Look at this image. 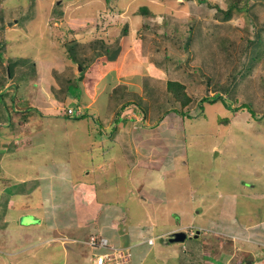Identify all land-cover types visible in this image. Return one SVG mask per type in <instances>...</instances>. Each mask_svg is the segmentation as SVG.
<instances>
[{
  "label": "crops",
  "instance_id": "0c3cea01",
  "mask_svg": "<svg viewBox=\"0 0 264 264\" xmlns=\"http://www.w3.org/2000/svg\"><path fill=\"white\" fill-rule=\"evenodd\" d=\"M146 1L148 0L142 2ZM195 6L194 3L190 12ZM181 9L183 8L169 10V13H180ZM139 10L134 13L135 15H130L132 21L128 23L129 35L119 41L121 49L113 59L101 56L81 75L76 69L77 64L72 63L70 59H63L60 63H56L53 58L35 60L33 64L36 72L34 76L27 77L26 94L22 96L16 93L21 78L18 79L15 90L10 91L8 88L10 92L5 94L6 104H0V264H96L97 255L107 252V249L92 250L87 244L90 235L106 238L109 244L116 248L115 257L119 258L120 264H233L234 262L238 264L242 253L251 256L253 264H264V210L257 213V215L262 214L260 218L249 222L243 221L242 229H239L240 223L234 218L228 222L230 225L228 227L234 229H227L223 224L237 202L243 204L244 201L239 199H246L248 202L244 205H247L254 200V195L264 196L262 175L248 176L254 178L253 181L247 180L250 188L237 187L239 185L237 180L236 185H232L225 192L221 189L219 196L222 198V207L212 223L205 221L203 224L194 222L180 225L178 219L176 227L161 232L154 227L152 229L153 224L144 226V221L130 223L126 204L113 200L117 193L120 195L122 192L133 190L132 195L134 197L137 195L136 204L145 208L147 203L158 202L159 198L157 191L152 189L144 188L140 192L143 184H137L136 187V182H131L133 180L128 176H125L127 187L123 191L119 189V183L114 185V182L109 180L110 171V175L125 174L117 162L108 166L107 162L113 157L106 156L110 145L120 146L121 151H126V145L123 143L126 138L120 135L126 117L132 114L124 115L122 121L117 122L116 110L119 111L125 101L134 103V97L144 99L149 93L145 89V81L149 79L164 101L167 100L166 84L171 80H181L186 85V91L190 90L188 80H184L183 76L178 79L176 71L170 70L167 63L161 61V51L154 48V38L157 41L159 39L158 35L157 37L155 35L162 33L161 27L164 23H150L147 19L150 14L148 9L143 12ZM191 15L197 16L194 12H191ZM181 18H184L185 22L186 16ZM145 20L154 24L153 27L138 31L140 26H144ZM203 24L201 20L196 25ZM97 27L95 32H98ZM109 28L108 24H103L102 33L96 36L100 37L103 34L102 41L108 46L112 44L122 27L114 37H111L113 39L105 33ZM132 32L138 37L132 36ZM143 32L147 34L149 40L147 43L141 41ZM73 39L81 42L79 37ZM208 53L205 55L207 56ZM146 54H152L150 60L154 68L149 69L150 72H155L154 74L157 75L163 70L164 74H161L160 78L150 73L144 74L145 71H142V64L147 63L148 60L145 59ZM95 65L104 67L95 68L97 76L90 79L88 71ZM73 71L77 73H72ZM16 75L17 73L12 79L7 77L5 85H12L18 78ZM84 77H87L86 85H84ZM63 81L70 82L66 85L63 105L78 102L89 115L87 119L77 120V123L84 128L83 138L88 142L86 152L88 161L94 160L91 156L93 147L102 150L99 164L97 162L88 169L85 167L76 169L77 154L71 146L74 145L73 138L70 139L72 129L68 131L64 128L65 126L72 128L71 122L74 120L58 115L61 108L58 105L62 92L60 83ZM2 93L0 89V95ZM189 93L192 95L191 91ZM136 110L139 111L137 106ZM170 114L162 118L157 126L150 128L155 129L159 125L167 124L170 120L167 117ZM138 115L141 116L139 113ZM112 118L115 122L111 121ZM59 135L62 136L61 142L57 144ZM146 143L151 147L156 141ZM148 149L146 147V150ZM132 166L133 164L127 166V175L128 172L129 175L132 174L130 173ZM136 167L134 166L133 172ZM86 169L89 172L100 171V176L99 180L94 177L90 182L83 181L86 182L83 186L77 178L87 174ZM75 170L77 171L74 173ZM96 183L105 187L102 190L104 194L102 199L94 190ZM122 183L120 182V185ZM255 184H261V187L256 189ZM141 195H144V198ZM204 195L202 193L200 198H205ZM204 200L206 199H202ZM81 209L84 212H80ZM196 213L198 217L204 215L201 208ZM190 230L194 235H190ZM179 231L186 233L185 240L181 243L169 242V236ZM238 233L243 234L240 235L242 237L240 243L232 239L228 240L230 235L233 238ZM247 233H251V236ZM252 233L255 234L254 237ZM163 237L167 238V244L161 242ZM148 238L153 239L152 244L146 243Z\"/></svg>",
  "mask_w": 264,
  "mask_h": 264
},
{
  "label": "rangeland",
  "instance_id": "374dc122",
  "mask_svg": "<svg viewBox=\"0 0 264 264\" xmlns=\"http://www.w3.org/2000/svg\"><path fill=\"white\" fill-rule=\"evenodd\" d=\"M142 1L109 0L108 4L106 0H0V10H2L0 11V19L3 22H0V47H3L4 64H7L8 59L11 58L30 59L31 62L53 58L56 63H60L63 59H67L65 50L68 47L65 48V45H70L69 43L75 40L73 38L79 37L81 46H86L88 42L95 40L102 41L104 40L103 34L100 37L96 36L100 35L103 24H108L110 27L109 32L108 30L105 32L108 33V37H114L122 24L126 25L132 21L129 14L135 15L134 13L140 6L146 7L150 12L147 19L153 23L163 22L162 33L171 32L167 36L168 40L165 41L168 52L167 60L165 57L163 58L161 51V61L163 63L172 62L169 69L176 71L178 79L183 76L184 80H188L189 87L195 90V95L200 94L201 96L203 91H208L209 95L212 96L215 93L212 87L215 85L218 88L223 87L224 95H222L223 100L219 99L217 103H203V110L201 111L203 114L195 119L190 118V120L183 121L180 116L170 114L171 117H167L170 119L167 122L168 125L164 123L155 129L150 128L148 122L142 121L143 117L138 115L139 111H134V114L132 112L129 117L127 116L120 135L126 138V141L123 142L126 145V151H121L120 146L110 145L107 150L108 155L106 154L107 158L113 157L107 162L108 166L117 162L125 174L118 176L112 173L110 175V171L109 180L113 181L114 185L119 183V189L123 191L127 187L125 176H128L129 179L133 180L131 182H136L135 186L143 184L140 192L144 188L152 189L157 191L159 198L158 202L147 203L145 208L136 204L137 195L136 197L132 195L131 191L133 190L122 192L120 195L117 193L113 200L117 203L126 204L130 223L144 221V226L153 224L154 226L151 228L154 227L158 232L176 227L178 219H180V225H188L194 222L203 224L205 221L212 223L217 218V214L220 213V207H222V198L219 196L221 189L225 192L232 185L235 186L237 180L239 181L237 187L250 188L247 180L253 181L254 178L248 176L262 175L264 177V115L260 114L263 111L264 94L256 95V90L259 87L254 88L253 85L257 77L264 79V58L258 54L256 48L251 49L253 55L249 58L247 56L246 60L241 61V55L238 56L235 63L238 70L233 69L232 61L231 63L227 62L229 69L226 71L221 67L222 56L220 54H223L220 52L221 48H216L220 45L218 40L224 38V34L236 41L246 37L253 40L257 35H262L264 33V0H235L237 7L242 6V9H231L232 17L226 22L227 27L217 26L214 23L218 22L217 17L222 18L223 11L228 9L230 0ZM198 1L203 6L206 3L208 5L201 10L203 6H199ZM194 3L196 6L191 12H194L196 17H193L190 12ZM179 6L183 8L180 13H169V10H175ZM250 9L254 11L256 16L253 20L250 17L252 10L248 11ZM137 16L140 17L139 14ZM162 16H165V19ZM182 16H186V23L184 18H181ZM192 18L195 19L192 20ZM201 20L204 24L196 25ZM153 25L148 22L144 23V27H148V29L152 28ZM96 26H98V32H95ZM81 28H85L84 31ZM134 28L132 27V29ZM110 29H112L111 33ZM154 29L156 28L154 27ZM135 35L132 32V36L138 37ZM198 38L200 39L196 42ZM240 40L235 42L240 44L243 42ZM204 42L212 46V52L216 51L220 60L213 59L215 56L211 51L207 56L205 55L206 51H203ZM144 50L147 52L146 49ZM87 54H91V51ZM146 55L145 59L148 60L147 63L142 64V71H145L144 74L150 73L160 78V75L164 74L163 70H160L157 75L154 74L155 72H150L154 68L150 60L152 54ZM201 63H203V71L199 76L198 68ZM98 66L104 67L103 65H95L88 71V78L93 79L97 76L95 68ZM190 66L191 69L188 71ZM79 67L81 66L77 63L76 69L78 73H81ZM72 73H77V71ZM86 78L83 79L84 85L87 83H85ZM151 81L150 79L145 81V89L149 91V94L144 99L134 97V102L139 105V107L137 106L139 110L140 107L145 106L143 111L147 112L149 117L155 118L158 112L155 101L159 95L150 83ZM217 81L218 83L215 84ZM26 82L27 77L19 80L16 93H20L22 96L26 94L28 90ZM208 83L212 85L211 89ZM76 92L78 93V91ZM230 98H234V100L232 101ZM225 103H228V106H225ZM73 106L75 107V105ZM240 106L249 108L250 113L244 109L237 111ZM134 108L136 110V106ZM230 108L236 109L237 113L230 112ZM121 112L115 119L117 122L122 121ZM254 113L260 119H256ZM251 114L255 118L251 117ZM225 118L229 119L228 123H224ZM111 121L115 122L113 118ZM77 122V120L71 122L72 128L68 126L64 128L68 131L72 129L70 139L73 138L74 145L71 146L77 154L76 169L84 167L88 169L92 165H96L101 159L102 150L93 147L91 156L94 160L88 161L89 157L86 153L88 142L83 138L85 136L84 128ZM60 137L62 136H58L57 144L61 142ZM155 137L159 138L155 139ZM155 141L159 144L154 143L149 147V144L146 143ZM146 147L149 149L146 150ZM83 149L84 152H82ZM132 164L131 168L137 167L134 172L131 169L130 173L132 174L129 175L128 172L127 175V166ZM87 169L85 170L88 172L87 174H82L77 178L83 186L86 183L83 181L90 182L94 177L99 180L100 176V171L89 172ZM184 173L186 175L183 176ZM120 182L124 184L120 185ZM96 185L94 190L102 199L104 196L102 190L105 187H101L99 183ZM259 187L261 184H255L256 189ZM202 193L205 194V198H200ZM143 196L141 195V197ZM253 198L254 200L247 205H244L245 202H248L246 199H239L244 201L243 204L237 202L232 212L223 221L227 229H234L228 227L230 226L228 222L232 218L240 223L239 229L243 228V221L249 222L260 218L262 214L257 215V213L264 210V196L257 197L254 195ZM202 199L206 200L202 201ZM199 208L203 210L204 215L198 217L196 212ZM80 212L84 211L81 209ZM240 235L243 234H235L233 238L230 235L228 240L232 239L234 242L240 243L242 241ZM247 235L251 236V233H247ZM254 235L252 233V237ZM166 240L167 238L163 237L161 242L167 244Z\"/></svg>",
  "mask_w": 264,
  "mask_h": 264
},
{
  "label": "trees",
  "instance_id": "16d2710c",
  "mask_svg": "<svg viewBox=\"0 0 264 264\" xmlns=\"http://www.w3.org/2000/svg\"><path fill=\"white\" fill-rule=\"evenodd\" d=\"M106 1L109 4V0H106ZM178 8H180V6ZM232 8H236L238 10V9H242V6L237 7L236 1L230 0V4H229L228 9L223 11L222 18L220 17L221 19L217 17L216 20L218 22H216L214 24L217 26L219 25L221 27H225L227 24L226 22L229 21L232 17V15H231V9ZM145 9H147V8L146 7H144V8L139 7L138 8V10L140 12L145 11ZM251 10L252 9H250L248 11H251ZM0 11H2V10H0ZM254 14L255 13L252 10L250 12V17L252 18V20L256 18V16ZM164 19H165V17H164ZM185 21H186V18H185ZM0 22L3 23L1 21V19H0ZM144 22H147V21L145 20ZM4 23H5V21H4ZM0 27H1V25H0ZM145 28L146 27H144V26H140L138 31H143L142 29H145ZM197 29L199 30V28H197ZM129 32H130V30L128 28V23H127L126 25L122 26L119 34H117L115 36L112 44H110L109 46L107 43H104V41L102 42V41H97V40L88 42V44H86V46H81L79 44V42H76L74 40L71 43H69L70 45H68V44L65 45V48L68 47L66 49V52H65L67 59H70V61L72 63H75V64L79 63V65L81 66V71H82L80 73V75H81L89 65H91L95 61H98L101 56L106 57V58H111V59H113L115 56H117L120 49H121L119 47L120 45L118 43H119V41H121V39L123 37L128 36ZM170 34H171V32L157 33L155 36L157 37V35H158V37H159L158 41L154 38V41H155L154 42V48L159 52L162 51L163 52V58L165 57L166 60L168 57L167 56L168 52H167L166 47H165V44H166L165 41L168 40L167 36H169ZM175 39H176V37H175ZM199 39L200 38H198V40L196 39V42H198ZM240 39L239 40L243 41V42H241L239 44V43H236L239 40L236 41L235 39L230 38V36H226L224 34V38H221V40H218L220 45H218L216 48H219V49L221 48L220 52L223 53V54H220L222 56L221 67L226 69V71H228V69H229V65L227 62L231 63L232 61L234 64L233 69L238 70V66L235 65V63L238 60V56L241 55L240 56L241 61L246 60L247 56L249 58L253 55V53L250 51L251 49L256 48L258 50V54L259 55L261 54V56L264 58V33L262 35H257L253 40H249L247 37L244 39L243 38H240ZM141 41H144L146 43L149 41L147 38V34L145 32H143V34L141 35ZM252 44H254V45H252ZM211 47H212L211 45L204 42L203 51H206V54L210 51L212 52ZM2 50H3V47L2 48L0 47V89H2V92H3L0 95V104L5 105L6 104V98H7L5 94H7L8 92H10L12 90H15L18 79L23 78V77L34 76L36 69H35L33 62H31L30 59H23L22 60L19 58H16V59L11 58V59H8L7 64H4L5 62L3 60ZM87 50L91 51V54H87L89 52ZM252 51H254V50H252ZM212 54L215 56L213 59L220 60L219 59L220 56H218V53H216V51H213ZM17 59H19V60H17ZM171 63L172 62L167 63L168 68L171 65ZM216 67H217V65H216ZM190 69H191V67H190ZM198 70H199V76H200L201 71H203V64L198 68ZM167 71H169V70H167ZM16 73L18 75V78L14 80L12 85L6 86L5 84H6L7 79H8L7 77H9V79L10 78L12 79V77ZM201 79H202V77H201ZM233 79H234V77H233ZM69 83H70L69 81H67V82L63 81V83H60L62 85V92H61L60 101H58V103H60L58 105L61 106V108L58 112V115H61V116L68 118L70 120L87 119L89 117V115L87 114V110L83 107L82 104H79L77 102V103L68 104L66 106L63 105L64 99H65L66 85H69ZM217 83H218V81L215 84H217ZM253 85H254V88L259 87V89L256 90L257 91L256 95L264 94V79L257 77V79H255ZM185 86L186 85H184L181 80H171V81L167 82V84H166L167 100L164 101V100H162L161 97H158V98H156V101H155V107L158 109L157 117H155V118H153L152 116L149 117V115H147V112L143 111V108L145 106L142 108L140 107L139 114H141L143 117L142 121L148 122V124L151 127H155L159 124V122L162 120V118H164L168 113L180 116L181 118H183V121L184 120H190V118L195 119L199 115L203 114V112H201L203 110V107H202L203 103L214 104V103L219 102V99L223 100V98H222L223 97L222 95H224L222 92L223 87L218 88L216 85H215V87H212V85H209V83H208L209 88L212 87L214 89L215 93L212 96H210L208 91H203V95L197 96L194 94L195 90H192L190 88L189 91L188 90L186 91ZM8 88H10V91H8ZM190 91L192 92V95H190V93H189ZM159 92H160V90H159ZM157 93H158V90H157ZM168 98H169V101H168ZM226 98H228V97H226ZM230 99L232 101L234 100V98L233 99L230 98ZM77 104H79V105H77ZM73 105H75V107ZM224 105L228 106V103H225ZM128 106H130L131 108L129 107L126 109V107H128ZM134 106L139 107V105H137L135 102L134 103L127 102V101L123 102V104L120 106L122 108H120L119 111L116 110L117 111L116 117H118V115H119L118 113L121 112V110H122L121 118L126 114L132 113L133 111L136 112L137 110H135ZM68 108L74 109L73 113L68 114L67 113ZM237 109H238L237 111L244 109L246 112H249L248 111L249 108H247V107L240 106ZM77 110H79V113H76ZM147 111H148V109H147ZM237 111H236V109L230 110V112H232L233 114H236ZM234 112H236V113H234ZM260 114L264 115V105H263V111ZM254 115H255L256 119H260L255 113H254ZM254 115L251 114V117L255 118ZM223 121H224V123H228L229 119L225 118ZM238 264H253V258L251 256H248L245 253H242L240 255L239 260H238Z\"/></svg>",
  "mask_w": 264,
  "mask_h": 264
},
{
  "label": "built area",
  "instance_id": "2783aa9c",
  "mask_svg": "<svg viewBox=\"0 0 264 264\" xmlns=\"http://www.w3.org/2000/svg\"><path fill=\"white\" fill-rule=\"evenodd\" d=\"M73 111L74 109L72 108L67 109L68 114L73 113ZM76 113H79V110H77ZM190 235L191 236L194 235V232L191 230H190ZM147 243L152 244L153 239L149 238L147 240ZM87 244L92 250L107 249V252L97 255L95 259L96 264H106V263H111L113 261V256L116 252V248L113 247L112 245H109L108 241L105 238L91 235L87 241Z\"/></svg>",
  "mask_w": 264,
  "mask_h": 264
},
{
  "label": "water",
  "instance_id": "95a60500",
  "mask_svg": "<svg viewBox=\"0 0 264 264\" xmlns=\"http://www.w3.org/2000/svg\"><path fill=\"white\" fill-rule=\"evenodd\" d=\"M81 69V67H79V70ZM186 238V234L184 232H174L173 234H171L169 236V242L171 243H181L185 240Z\"/></svg>",
  "mask_w": 264,
  "mask_h": 264
},
{
  "label": "clouds",
  "instance_id": "9594fccd",
  "mask_svg": "<svg viewBox=\"0 0 264 264\" xmlns=\"http://www.w3.org/2000/svg\"><path fill=\"white\" fill-rule=\"evenodd\" d=\"M194 1H196V0H194ZM198 3H199V6H203V4L200 2V1H198ZM208 5V3H206V4H204V6H203V8H205L206 6ZM113 7V6H112ZM141 7V6H140ZM113 9H115V7H113ZM117 9V8H116ZM138 10V9H137ZM129 16H130V14H129ZM189 19V18H188ZM195 18H192V20H194ZM185 23H186V21H185ZM184 23V24H185ZM190 23V22H189ZM123 26V24L121 25V27ZM193 27L195 28V25H193ZM186 234V233H185ZM91 236V235H90ZM89 236V237H90ZM95 236V235H94ZM97 237H102V236H97ZM104 238V237H103ZM106 239V238H105ZM149 239V238H148ZM147 239V240H148ZM107 240V239H106ZM147 240H146V243H147ZM108 244H109V242H108ZM148 244V243H147ZM109 245H111V244H109ZM113 246V245H112ZM114 247V246H113ZM117 250H118V248H117ZM112 264H120V261H119V258H116L115 257V254H114V256H113V261L111 262ZM111 263H109V264H111Z\"/></svg>",
  "mask_w": 264,
  "mask_h": 264
}]
</instances>
